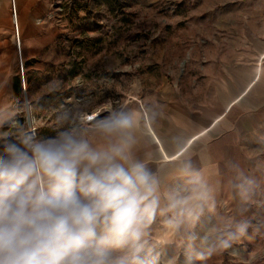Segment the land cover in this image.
<instances>
[{
	"label": "clouds",
	"instance_id": "1",
	"mask_svg": "<svg viewBox=\"0 0 264 264\" xmlns=\"http://www.w3.org/2000/svg\"><path fill=\"white\" fill-rule=\"evenodd\" d=\"M33 111L29 101L0 104V264H158L150 227L159 219L174 235L211 209L213 184L180 140L170 159L141 154L142 122L129 105L62 107L52 135L37 134ZM228 167L247 201L255 181ZM248 228L223 223L208 255L231 248Z\"/></svg>",
	"mask_w": 264,
	"mask_h": 264
},
{
	"label": "crops",
	"instance_id": "2",
	"mask_svg": "<svg viewBox=\"0 0 264 264\" xmlns=\"http://www.w3.org/2000/svg\"><path fill=\"white\" fill-rule=\"evenodd\" d=\"M50 2L16 0L28 90L32 99L45 101L51 98L52 51L60 47L59 31L49 18ZM226 5L228 10L233 5V16L202 20L200 44L187 50L188 63L155 89V121L146 112L144 122L137 112L141 154L170 159L179 155L175 141L180 140L213 184L212 202L230 200L226 195L237 192V173L229 163L254 184H264V0H226ZM9 6V0H0V104L13 103L20 93ZM35 82L47 89L42 96L35 93ZM66 99L60 92L59 105ZM52 134L50 127L39 131ZM161 176L166 179V173ZM167 183L180 186L178 180ZM162 227L159 219L150 227L151 244L172 237Z\"/></svg>",
	"mask_w": 264,
	"mask_h": 264
},
{
	"label": "rangeland",
	"instance_id": "3",
	"mask_svg": "<svg viewBox=\"0 0 264 264\" xmlns=\"http://www.w3.org/2000/svg\"><path fill=\"white\" fill-rule=\"evenodd\" d=\"M230 8L226 0H51L49 18L60 42L52 51L51 98L32 99L27 92L39 131L54 128L58 110L78 102L97 110L124 103L146 122L155 89L180 74L187 50L200 44L202 20H226L233 16ZM35 84L42 96L47 89ZM60 92L68 98L61 105ZM226 196L232 199L212 202L197 223L181 228L170 242H149L158 264H264V184H252L247 201L237 192ZM242 221L249 224L248 234L209 256L217 229Z\"/></svg>",
	"mask_w": 264,
	"mask_h": 264
},
{
	"label": "built area",
	"instance_id": "4",
	"mask_svg": "<svg viewBox=\"0 0 264 264\" xmlns=\"http://www.w3.org/2000/svg\"><path fill=\"white\" fill-rule=\"evenodd\" d=\"M9 2H10L9 9H10V15H11L12 28H13L14 45L17 50V66H18L17 75H18L19 83H20V93L15 98V100L18 99L21 103L23 101H29L32 104L31 100L29 99L27 95L28 94L27 93L28 92V80L26 76L27 72L24 66L22 49H21V37L19 34L18 10H17V5H16V0H9ZM30 125L36 128L37 134L39 135V126H38L34 111L32 113V120L30 121Z\"/></svg>",
	"mask_w": 264,
	"mask_h": 264
},
{
	"label": "bare ground",
	"instance_id": "5",
	"mask_svg": "<svg viewBox=\"0 0 264 264\" xmlns=\"http://www.w3.org/2000/svg\"><path fill=\"white\" fill-rule=\"evenodd\" d=\"M19 25V24H18ZM19 34H20V29H19ZM21 37V36H20ZM22 49V48H21Z\"/></svg>",
	"mask_w": 264,
	"mask_h": 264
}]
</instances>
